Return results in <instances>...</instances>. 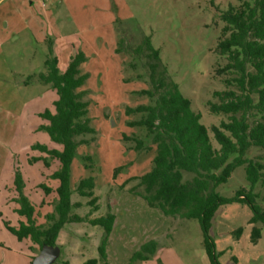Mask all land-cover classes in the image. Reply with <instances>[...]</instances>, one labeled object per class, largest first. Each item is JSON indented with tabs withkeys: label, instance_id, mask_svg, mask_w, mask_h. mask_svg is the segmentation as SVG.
<instances>
[{
	"label": "rangeland",
	"instance_id": "rangeland-1",
	"mask_svg": "<svg viewBox=\"0 0 264 264\" xmlns=\"http://www.w3.org/2000/svg\"><path fill=\"white\" fill-rule=\"evenodd\" d=\"M2 0L0 2V264H31L38 246L29 239L18 240L5 224L17 227L25 221L16 213L21 194L35 209L36 221L46 226L57 196L46 194L43 186L54 190L58 181L52 174L59 162L32 146L45 145L61 150L51 142L39 116L53 112L56 94L41 84L37 75L44 72V61L52 50L59 71L63 72L78 51L86 61L80 71L87 75L82 91L88 103L87 115L92 132L77 137L80 144L71 163L70 184L74 190L81 179L92 178L96 209L89 198L74 191L71 203H79L71 214L99 218L111 213L114 227L108 236V264H127L130 257L148 241L157 250L146 261L133 264H210L202 244L197 220L164 216L149 207L135 193H144L139 177L152 167L155 146L143 128L128 126L140 118L125 115L126 107L149 103L140 94L149 89L145 59L125 53L127 46L139 44L143 36L159 51L161 63L178 85L191 110L201 115L215 147L211 126L226 120L211 114L208 102L224 91L225 75L217 71L226 58L216 52L224 23L220 13L238 0ZM121 41V42H120ZM123 49L117 51V49ZM142 141L140 151L134 141ZM247 158L264 163V151L252 147ZM192 175L183 173V179ZM20 181V183H19ZM244 188L254 193L264 209V181L250 185L243 167H237L215 191L230 198ZM251 210L242 203L220 206L211 222L209 235L219 264H264V225L249 224ZM253 227L260 238L251 243ZM240 230L239 234L236 231ZM105 237L100 226L86 222L67 223L55 242L60 255L54 264L99 262V247Z\"/></svg>",
	"mask_w": 264,
	"mask_h": 264
},
{
	"label": "trees",
	"instance_id": "trees-1",
	"mask_svg": "<svg viewBox=\"0 0 264 264\" xmlns=\"http://www.w3.org/2000/svg\"><path fill=\"white\" fill-rule=\"evenodd\" d=\"M238 1L241 2L239 6L229 5L220 13L224 25L216 52L226 58V63L217 73L226 76L223 80L226 89L213 94L217 102H208L211 114L226 117L210 128L217 147L213 145L208 129L201 124V115L191 110L190 101L182 96L178 85L171 80L161 63L159 51L151 45V37L143 36L139 44L134 47L128 45L125 50L127 54L146 60L150 85L149 89L140 92L148 97V104L125 108L126 116L140 114L138 120L127 124L143 128L155 146L152 167L139 177L138 186L143 187L144 193H135V188L129 192L140 196L149 207L158 209L164 216L197 220L210 264H219L209 229L220 206L245 204L253 214L248 223L264 225V209L257 205L254 193L241 188L226 198L215 191L226 183L237 167L244 168L250 185L264 181V163L260 159L247 158L252 147L264 151V0ZM122 50L120 47L117 49ZM85 61V55L78 51L61 72L49 49L44 72L36 78L52 88L56 100L53 101V112L45 110L39 116L47 122L41 130L47 133L51 142L60 145L61 150L40 144L32 148L59 162L58 170L51 176L58 181V186L54 190L43 186L45 193L54 192L57 200L53 212L46 216V226L38 224L34 207L20 192L19 181L18 208L15 211L25 221L19 222L17 227L5 226L18 240L29 239L37 245L38 251L44 245L55 246L60 230L67 223L86 222L100 226L105 237L99 247V262L108 264L106 246L115 216L108 213L91 219L71 214L73 207L80 206L79 203H71L73 191L80 197L89 198L88 205L97 208L92 178L81 179L74 190L70 184L72 160L77 147L85 142L77 140V137L92 132L86 117V92L81 90L87 79V75L80 71ZM124 140L134 141L136 151L143 147L137 138L124 137ZM183 173L191 174V179L184 180ZM239 233L240 230L236 231ZM259 238L260 229L253 227L251 243H256ZM157 247L155 241L144 243L127 264L146 261ZM85 264H97V260H89Z\"/></svg>",
	"mask_w": 264,
	"mask_h": 264
},
{
	"label": "water",
	"instance_id": "water-1",
	"mask_svg": "<svg viewBox=\"0 0 264 264\" xmlns=\"http://www.w3.org/2000/svg\"><path fill=\"white\" fill-rule=\"evenodd\" d=\"M60 255L57 246L44 245L32 259L31 264H54Z\"/></svg>",
	"mask_w": 264,
	"mask_h": 264
},
{
	"label": "crops",
	"instance_id": "crops-1",
	"mask_svg": "<svg viewBox=\"0 0 264 264\" xmlns=\"http://www.w3.org/2000/svg\"><path fill=\"white\" fill-rule=\"evenodd\" d=\"M2 0H0V2H1ZM32 3V0L30 1V4ZM21 222H24V221H21ZM113 227H114V224H113ZM113 230V229H112ZM112 232V231H111Z\"/></svg>",
	"mask_w": 264,
	"mask_h": 264
}]
</instances>
